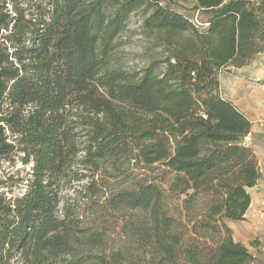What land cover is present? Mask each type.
Returning <instances> with one entry per match:
<instances>
[{
  "label": "trees",
  "instance_id": "trees-1",
  "mask_svg": "<svg viewBox=\"0 0 264 264\" xmlns=\"http://www.w3.org/2000/svg\"><path fill=\"white\" fill-rule=\"evenodd\" d=\"M171 1L0 0V161L23 168L0 179V264L260 261L229 227L260 171L219 74L264 49V2L196 0L197 28ZM133 16L165 41L161 71L111 64ZM119 208L123 247L92 253Z\"/></svg>",
  "mask_w": 264,
  "mask_h": 264
},
{
  "label": "crops",
  "instance_id": "crops-1",
  "mask_svg": "<svg viewBox=\"0 0 264 264\" xmlns=\"http://www.w3.org/2000/svg\"><path fill=\"white\" fill-rule=\"evenodd\" d=\"M258 5L264 0H247ZM196 0L193 1V6ZM222 96L249 121L251 144L260 178L248 190L250 205L242 221L229 223L232 238L250 250L264 262V134L260 124L264 122V49L256 53L245 65L228 67L219 74Z\"/></svg>",
  "mask_w": 264,
  "mask_h": 264
},
{
  "label": "rangeland",
  "instance_id": "rangeland-1",
  "mask_svg": "<svg viewBox=\"0 0 264 264\" xmlns=\"http://www.w3.org/2000/svg\"><path fill=\"white\" fill-rule=\"evenodd\" d=\"M179 3H184L187 7L185 9L184 15L187 18H191L195 13L193 10L194 0H174L171 1V5L180 6ZM115 49L111 53L110 59L113 66L119 67L126 71H136L147 66H155L157 71H161L163 68V51L165 49L166 43L160 38L155 39L152 35L145 34L140 28V20L138 17L133 16L129 19L125 30L120 33V35L115 40ZM17 170H20L19 176L23 175V168L17 162L13 166L8 165L5 162L0 161V179H5L6 177L13 175ZM86 183L84 179L82 182L71 181L65 183L60 190V194L63 202L69 204H74L78 202L79 204L84 201L82 198L83 194L80 193L81 187ZM163 189H167V184L162 185ZM21 188H12V193H18ZM166 193V192H165ZM183 197L170 199L169 205L178 215V208L180 201ZM63 203H60L61 207ZM130 214L129 210L119 208L118 212L113 213L110 217L103 221V228L105 229L106 236L104 238V245L98 249H92V253H101L104 251L105 254H110L115 248H122L124 239L119 236V226L120 221L126 218ZM58 216H61V212H58ZM255 264H264V262L257 261Z\"/></svg>",
  "mask_w": 264,
  "mask_h": 264
},
{
  "label": "built area",
  "instance_id": "built-area-1",
  "mask_svg": "<svg viewBox=\"0 0 264 264\" xmlns=\"http://www.w3.org/2000/svg\"><path fill=\"white\" fill-rule=\"evenodd\" d=\"M190 22L192 23V25H193L194 27H197V28H199V27H205V26L207 25V24L202 23V22L200 21V16H199V12H198V11H195V13L193 14L192 19L190 20ZM260 126H261L262 132H263V134H264V122H262V123L260 124ZM241 144H242L243 146H246V147H249V146H250V144H251V137H250V134H249V133H247V134L242 138V140H241Z\"/></svg>",
  "mask_w": 264,
  "mask_h": 264
}]
</instances>
